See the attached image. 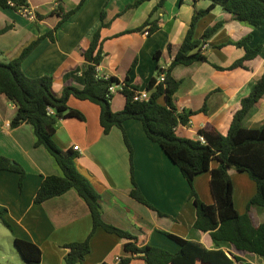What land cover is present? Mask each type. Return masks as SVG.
Here are the masks:
<instances>
[{
    "label": "crops",
    "instance_id": "1",
    "mask_svg": "<svg viewBox=\"0 0 264 264\" xmlns=\"http://www.w3.org/2000/svg\"><path fill=\"white\" fill-rule=\"evenodd\" d=\"M78 1L27 0L35 19L27 18L11 7H0V28L11 24L0 34V61H9L29 41L52 29L60 19L54 8L61 5L65 11ZM133 1L84 0L82 6L57 27L53 38L45 36L24 58L21 63L23 72L32 77L51 75L52 90L56 95H60L66 85L83 87L84 58L80 50L89 45L93 32L101 23L100 11L104 9L106 25L100 29L103 57L97 73L115 76L120 81L127 77L128 84L136 85L138 90L146 89L149 79L157 75V67L166 68L171 63L194 11L206 8L211 1L163 0L153 14L160 24L156 31L151 34L144 31L118 34L139 26L160 0H146L137 7L125 9ZM217 21L223 24L202 47L207 60L177 64L171 71L172 76L180 80L174 93L177 109L195 111L189 117L188 125L182 126L190 138L197 137L198 130L206 123L219 130L225 129L231 110L241 97L248 94L264 71V20L252 28L234 19L221 5L214 4L196 21L194 37L199 38L207 26ZM249 33L252 34L251 46L262 44L259 55L249 62L252 69H217L214 65L227 67L244 54L243 47L230 42ZM168 44H171V52ZM157 50H160V55L156 58L154 53ZM163 100V97L159 98L160 102ZM124 101L121 91L115 92L111 99L112 110L121 109ZM67 103L81 111L84 118H60L53 139L63 150L78 145L74 160L76 169L99 193L104 221L130 232L140 244L148 243L171 252L178 250L179 245L163 231L199 241L206 248L213 247L209 233L193 226L195 207L189 197L188 182L160 145L146 136L138 119H126L123 130L112 126L104 133L98 104L72 95ZM204 104L206 110L200 111ZM15 112V103L0 93V154L17 161L25 171L20 188L19 173L0 170V210H5L3 217L12 228L9 230L0 218V264H27L14 246L15 237L32 241L40 247V264H64L68 251L64 244L85 239L92 228L90 212L74 189L41 203L33 201L42 179L49 174H58L59 170L45 148L34 145L31 124L9 125ZM263 123L264 96L254 105L243 124L257 127ZM123 131L132 147L135 182L155 209L129 194L132 188L129 150ZM216 165L217 161L213 159L210 169L195 175L193 181L198 196L208 204L214 202L210 177L211 168ZM228 173L233 184L234 206L243 213L256 191V184L244 171L230 168ZM255 207H251L254 221L260 223L264 220V213L257 212ZM89 242L90 250L82 264H117L121 257L130 256L124 249L126 239L101 227L95 229ZM9 248H12L10 253ZM223 249L230 257H238L233 258L234 264H264V258L256 254L230 251L227 247ZM128 264L146 262L133 256ZM194 264L208 263L197 260Z\"/></svg>",
    "mask_w": 264,
    "mask_h": 264
},
{
    "label": "trees",
    "instance_id": "2",
    "mask_svg": "<svg viewBox=\"0 0 264 264\" xmlns=\"http://www.w3.org/2000/svg\"><path fill=\"white\" fill-rule=\"evenodd\" d=\"M146 0H134L125 6V9L137 7ZM160 0L152 8L147 18L137 27L125 29L118 34L131 31H143L148 29L151 34L160 24L153 14L162 5ZM211 3L203 9L194 11L189 27L173 53L171 63L166 67H157V75L151 77L146 85L150 90L146 100H133L132 94L136 85L128 84L127 77L121 93L124 95V105L119 110H112L111 99L113 94L109 92V85L120 82L115 76H102L97 73V66L102 60V39L100 29L106 25L104 22L105 11H100V26L93 32L87 48L80 52L84 58L82 66L83 87L66 85L60 95L52 90V76H28L21 67L24 58L45 37L53 38V32L57 27L74 14L83 4L84 0L68 9L63 10L61 5L54 8L60 19L57 24L44 34L32 39L24 45L20 52L7 62L0 61V93H3L16 105V112L10 119L9 125L15 127L21 123H29L32 126L34 145H42L53 159L59 170L58 174L46 175L37 188L33 201L41 203L49 198L60 195L69 189H74L88 206L92 228L81 241H72L64 244L68 248L64 256V264H82L85 255L90 250V237L97 227L107 232L114 233L126 239L124 249L130 256L121 257L117 264H128L131 257L142 258L146 264H194L200 260L208 264H234L233 258L223 249L227 247L241 253H253L264 258V220L255 223L251 207L257 206L264 213V123L257 127L244 126L245 118L251 113L254 105L264 96V71L255 80L248 94L241 97L236 107L230 112V120L227 127L219 130L206 123L198 130L204 141L198 137H187L182 126L188 125L189 117L194 110H178L174 103V93L180 80L175 79L172 68L177 64L188 65L196 61H206V55L202 47L209 36L223 23L217 21L207 26L199 38L194 37L196 21L206 14L214 4L230 12L234 19L252 28L257 27L264 20V0H210ZM12 3V4H11ZM28 7L27 0H0V7H11L20 10ZM119 14V13H118ZM11 27V24L0 28V34ZM252 34L230 43L244 48V54L234 60L229 66L214 65L217 69L232 70L242 68L251 70L249 62L259 55L262 44L251 46L249 42ZM171 52V44H168ZM160 50L154 53L159 57ZM164 73V80L157 82V76ZM79 99H87L98 104L100 108L99 121L103 132L107 133L112 126H118L123 130V122L126 119H138L146 136L157 142L167 156L180 169L182 175L190 186L189 197L195 207V220L193 226L200 231L208 232L213 247L206 248L201 242L183 238L177 234L163 231L170 239L175 241L179 248L171 252L162 247L148 243H138V238L130 232L121 229L102 218L100 195L75 166L77 156L75 149L63 150L56 145L53 134L56 131L60 118L77 117L83 119L81 111L72 108L67 101L69 96ZM163 97V102L159 98ZM51 109L53 112H50ZM205 111V104L199 109ZM125 143L129 150L130 176L132 188L130 196L155 209L144 197L134 179L132 160V147L123 131ZM215 159L217 165L211 168L210 186L214 197L213 203H205L198 196L193 186L195 175L210 169V162ZM230 168L236 171H244L256 184L255 193L249 198L246 210L239 213L233 202V184L229 176ZM0 170H9L19 173V187L21 188L25 171L15 160L0 154ZM0 210V218L6 227L12 230L11 225L4 219ZM158 214H162L158 211ZM14 246L27 264H40L41 249L29 240L15 237Z\"/></svg>",
    "mask_w": 264,
    "mask_h": 264
},
{
    "label": "built area",
    "instance_id": "3",
    "mask_svg": "<svg viewBox=\"0 0 264 264\" xmlns=\"http://www.w3.org/2000/svg\"><path fill=\"white\" fill-rule=\"evenodd\" d=\"M19 11L22 12L29 19H35L36 18L34 11L31 10L29 7L25 6V7L21 8ZM143 31H144L145 34L148 33V29L147 28H145ZM163 80H164V73H160L157 76V82H160V81H163ZM123 86H124V83L122 81L114 82L111 85H109L108 89H109L110 93L114 94L117 91H121L123 89ZM149 95H150V91L147 90V89H142V90L135 89L133 91L132 98H133V100L141 101V100L148 99ZM49 111L53 112L51 109H49ZM197 137L199 138V140L204 141V138L201 135H199ZM73 149L77 150L78 149V145H74Z\"/></svg>",
    "mask_w": 264,
    "mask_h": 264
},
{
    "label": "rangeland",
    "instance_id": "4",
    "mask_svg": "<svg viewBox=\"0 0 264 264\" xmlns=\"http://www.w3.org/2000/svg\"><path fill=\"white\" fill-rule=\"evenodd\" d=\"M113 96H114V94H113ZM251 125H257V124H251ZM249 179H251V178L249 177ZM251 180H252V179H251ZM255 209L257 210V212L262 211L261 208H259V207H257V206L255 207ZM0 245H1V244H0ZM3 246H4V249H5V248H6L5 245H3ZM13 250H14V249H13ZM7 251H8V250H7ZM11 251H12V248H11V249L9 248V251H8V252L10 253Z\"/></svg>",
    "mask_w": 264,
    "mask_h": 264
}]
</instances>
